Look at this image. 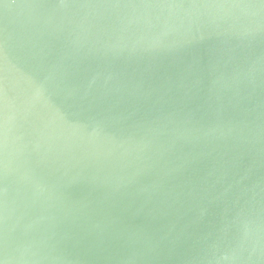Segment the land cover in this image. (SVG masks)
<instances>
[{
	"label": "water",
	"instance_id": "95a60500",
	"mask_svg": "<svg viewBox=\"0 0 264 264\" xmlns=\"http://www.w3.org/2000/svg\"><path fill=\"white\" fill-rule=\"evenodd\" d=\"M0 264H264V0H0Z\"/></svg>",
	"mask_w": 264,
	"mask_h": 264
}]
</instances>
